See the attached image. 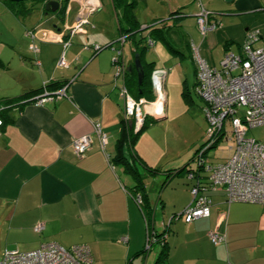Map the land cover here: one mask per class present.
<instances>
[{"label": "crops", "instance_id": "0c3cea01", "mask_svg": "<svg viewBox=\"0 0 264 264\" xmlns=\"http://www.w3.org/2000/svg\"><path fill=\"white\" fill-rule=\"evenodd\" d=\"M257 1L204 0V5L223 16L225 12L259 8ZM44 2L14 4L0 0V99H28L12 106L7 111L11 121L2 125L0 223L5 228V244L16 245L12 249L21 251L36 249L48 241L65 247L86 244L93 264H155L163 244L154 242L146 247L145 217L150 229L162 232L166 229H161L166 219H157L158 208L168 202L162 196L151 197L157 179L150 178L163 173L167 177V171L174 174L190 166L191 158L187 162L180 159L169 168L158 166L161 151L146 150L141 144V133L134 146L135 154L148 167L160 169L156 174L140 169L141 191L125 165L116 160L123 121L132 123L125 115L120 89L128 80L132 82L129 73H137L135 56L139 54L143 71L150 73L142 97L154 101L152 74L166 70L171 60L163 56L161 49L157 54V41L163 42L176 60L185 58L183 51L174 46V41L182 42L179 29L185 16L175 19L163 33L142 27L150 21L167 19L176 10L181 16L188 11L195 16L198 6L178 0H61L58 12L47 13ZM157 4L160 7L152 9ZM140 6L145 12L139 10ZM83 7H87L85 31L71 33ZM185 7L187 12L183 10ZM218 22L221 25L224 21ZM228 28L215 33L219 41L225 39L223 55L235 53L234 35ZM249 29L246 27V31ZM30 31L34 32V38L28 35ZM123 34L127 38L121 44L118 38ZM149 40L154 42V47H150ZM32 43L37 46V52L30 49ZM109 43L114 48L97 53L92 49L94 45ZM184 43L191 48L187 40ZM256 45H264L262 33ZM238 46L241 53L243 45ZM118 48H122L127 65L124 79L114 76L113 58ZM62 57L63 66L59 65ZM44 83L50 89L67 85L68 97L43 105L32 102ZM147 109L154 111L153 107ZM150 118L156 117L148 115L146 119ZM166 118L167 114L162 119ZM95 122L101 124L106 134L105 152L93 131ZM84 134L91 135L92 144L79 156L72 141ZM181 174L173 175L170 180L177 176L182 179H173L172 183L169 180L170 185L165 189L169 188V196L177 202L171 217L180 214L192 199L194 181L188 177L187 169ZM137 193L143 196L141 207L134 198ZM208 195L212 200L210 216L192 223H186L183 217L174 218L166 229L168 264H264V205L228 203L222 190ZM39 222L45 225L42 233L34 231ZM210 231L224 234L226 242L215 245L209 237ZM123 237L127 241H122Z\"/></svg>", "mask_w": 264, "mask_h": 264}, {"label": "built area", "instance_id": "2783aa9c", "mask_svg": "<svg viewBox=\"0 0 264 264\" xmlns=\"http://www.w3.org/2000/svg\"><path fill=\"white\" fill-rule=\"evenodd\" d=\"M195 1L198 6L195 14L197 24L204 38L209 32L217 30L219 22L213 19L215 13L207 9L201 0ZM86 11L87 7L81 9L78 20L70 29L71 33L85 31ZM154 24L157 26L161 21ZM28 35L35 37L31 31ZM126 38L127 35L123 34L118 41L123 44ZM260 38L259 30L249 29L241 53L227 52L219 68L209 65L201 56L200 47L192 43L196 65L194 90L204 102L202 109L209 122V129L205 141L195 151L192 159L195 164L187 167V175L194 181L191 187L192 199L180 214L173 215L169 223L164 224L165 227H168L174 218L183 217L186 223H192L196 219L210 216L212 200L208 193L211 191H224L228 203L264 205V143L248 135L250 129L264 126V45H256ZM148 42L149 45L154 43L152 40ZM108 47H113V43L104 46L94 45L92 49L97 53ZM30 49L38 51L33 43ZM36 63L40 64L39 61ZM59 65H65L63 57ZM113 66L114 76L124 79L127 65L123 60L122 48L116 49ZM166 75V70H156L152 74L154 101H147L143 97L136 98L126 84L123 83L121 86L125 115L128 119H134L135 131L143 126L148 115L156 118L166 117L167 95L164 90ZM47 86V83H44L42 91L32 98V102L43 105L68 97L67 85L55 89ZM147 107H153L154 111H149ZM227 124L231 127L229 131L226 129ZM2 125L3 120L0 117V139ZM93 131L105 152L107 137L99 122L93 124ZM221 141L234 142L233 146L229 147L231 155L214 162L208 156V151L213 146H218ZM91 144L90 134L81 135L72 141L73 149L79 156L83 155ZM134 198L141 207L142 194L137 193ZM145 219L148 233L146 247L149 248L150 225L148 219L146 217ZM44 229L43 222L34 226L36 233H42ZM209 237L215 245L226 242V236L217 231H210ZM122 241H127V237H123ZM0 264H93V257L86 244L65 247L56 241H48L29 251L6 248L0 258Z\"/></svg>", "mask_w": 264, "mask_h": 264}, {"label": "rangeland", "instance_id": "374dc122", "mask_svg": "<svg viewBox=\"0 0 264 264\" xmlns=\"http://www.w3.org/2000/svg\"><path fill=\"white\" fill-rule=\"evenodd\" d=\"M154 1L156 0H151V2ZM178 1L180 3L188 2L187 5L196 3L195 0ZM201 1L203 4H205L204 0ZM222 1L224 3L227 2L226 0ZM257 2L259 3V8L240 13L225 12L223 16H218V14H215L213 17L214 20L224 21L221 23V25H219L217 30L221 29V31L225 32L224 28H230V31L234 35L231 36L234 38L232 50L235 53H238L239 51L238 45L241 46L245 43L247 34L246 27H249L252 30H259L264 35V0H258ZM151 7H153L152 9H155L159 8L160 6L157 4L156 6L152 5ZM141 8L142 7L140 6L139 10L145 12V9ZM183 10L187 12L188 8L185 7ZM210 11L214 12L213 10ZM217 12L220 13V11H215L214 13ZM181 14L182 13H178L176 10L172 12L167 19L157 20L155 22L150 21L149 24H146L144 27H142L143 29L150 31L154 27H158L159 29H161V27L169 28L172 26L169 24H172L175 19L185 16L182 22V28L179 29V37H181L182 42L179 44L178 42L174 41V46L183 51L185 58L182 60H176L168 51L165 44L161 41H157V45L155 47L157 49V54H160L159 50L161 49L163 56L167 60L171 59L168 65L165 67L168 73L164 86V90L167 95V118L151 122L152 124H150V126L146 128L140 135V137L142 136L141 144L146 150L150 151L152 149L154 151V149H159L161 151L160 155L158 156L159 161L157 164L158 166L162 165L165 168L173 166V164L178 163L180 159H186L185 162L189 161L190 158L192 159L195 151L205 141L208 134L209 122L202 109L204 102L196 95L194 90L196 75L194 73L195 62L193 60V50L191 46L192 42L200 47L201 56L211 66L219 68L221 60L224 57L223 42L225 39H221V41H219L215 35L216 30L209 32L207 36L203 38V35L197 24V16L192 15V13L189 11L187 12V15L183 13V16H181ZM76 19L77 17H75V20ZM158 21H161V24L155 26L154 23ZM74 22V18H72L70 23L73 25ZM185 40L190 43L191 48H188L187 44L184 43ZM150 47H154V44ZM184 92L188 94V99L184 97ZM131 120L135 125L134 119ZM226 129L229 131L231 129L230 125L227 124ZM248 135L264 143V126H258L250 129ZM233 144L234 142L221 141L218 146L213 147L208 151V156L214 162L228 158L231 155V150L229 147L233 146ZM190 163L192 166L195 164L193 160H191ZM155 179H157V187H155V192L151 194V197H153V199H157L158 197L162 196V198H166L168 202L165 207H162L161 205L159 206L157 219L162 220L165 218L166 224H168L171 213H173V209L175 208L174 204L177 202L175 197L169 196V188L166 191L165 189L170 185V183L174 182L172 181L173 179L179 180L182 178L178 176L174 177L165 187H163V182L166 179L164 173L150 178V180L153 181ZM1 227L0 258L2 257L1 253L5 248L12 249L17 247L16 245L5 244V228L3 224ZM164 228H169V226L165 227L163 225V228L161 229Z\"/></svg>", "mask_w": 264, "mask_h": 264}, {"label": "trees", "instance_id": "16d2710c", "mask_svg": "<svg viewBox=\"0 0 264 264\" xmlns=\"http://www.w3.org/2000/svg\"><path fill=\"white\" fill-rule=\"evenodd\" d=\"M40 1H44V0H40ZM13 3L17 4L19 2H13ZM158 29H159L158 27H154L151 29V31L158 30ZM164 29H167V27H161V29H159V30L163 33ZM132 34L133 33H131V35ZM129 75L133 76L132 82L129 80L127 81V87L129 89V91H131V93L133 94L134 97H137V98L142 97L144 94V85L146 83V79H148L150 77V73H146L144 71L142 83L138 82V75H137V73H135V71L129 73L128 76ZM183 95L186 99H188V94L186 92H184ZM27 101H28V99H23V98L0 99V117L3 120V125L11 121V119H9V116L7 115V111L12 106H16V104H23ZM159 119H162V118H150L149 120L146 119L145 123L143 124V126L138 131L134 130V123L133 122L128 125V124H125V122L123 121L124 124L122 126L120 137H119L118 142H117L116 160H118L119 162H121L125 165L126 171L133 175V177L137 181V187H139L141 191L143 190V184H142V176L139 173L140 169H146L149 172H151L152 174L159 173L160 169L148 167L147 165H145L135 154L134 146H135L137 138L143 132V130L147 127L148 123H151L153 121H157ZM216 146L217 145H215V147ZM192 159H193V157H192ZM186 169H187V167L184 166V167L178 169L174 174H172V171L165 172L166 175H168V176L166 177L164 184H167L173 175L181 174ZM166 233H167L166 229H164L160 233H158L155 230V228L150 229L151 244L154 242H161L163 244V248H162L158 258L156 259L155 264H168L167 259H168V255H169V249H168L167 244H165Z\"/></svg>", "mask_w": 264, "mask_h": 264}, {"label": "water", "instance_id": "95a60500", "mask_svg": "<svg viewBox=\"0 0 264 264\" xmlns=\"http://www.w3.org/2000/svg\"><path fill=\"white\" fill-rule=\"evenodd\" d=\"M13 2H22V1H27V0H10ZM44 4H45V9L46 12L48 13L49 11L51 12H58L60 7H61V0H44ZM226 1H230V0H226ZM135 67L137 69V73H138V77H139V82L142 81L143 79V75H144V71L142 68V64L139 58V54H136L135 56Z\"/></svg>", "mask_w": 264, "mask_h": 264}]
</instances>
